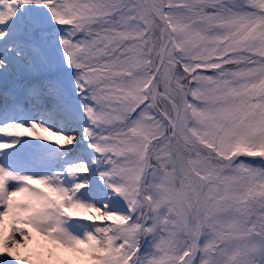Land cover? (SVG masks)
<instances>
[{
  "label": "snow or ice",
  "instance_id": "1",
  "mask_svg": "<svg viewBox=\"0 0 264 264\" xmlns=\"http://www.w3.org/2000/svg\"><path fill=\"white\" fill-rule=\"evenodd\" d=\"M0 264H264V0H0Z\"/></svg>",
  "mask_w": 264,
  "mask_h": 264
}]
</instances>
